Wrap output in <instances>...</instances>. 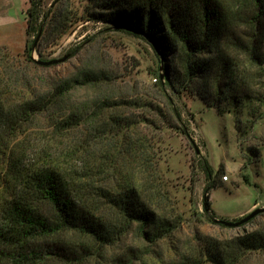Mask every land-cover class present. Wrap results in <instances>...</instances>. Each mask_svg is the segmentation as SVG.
I'll return each instance as SVG.
<instances>
[{
  "label": "trees",
  "instance_id": "obj_1",
  "mask_svg": "<svg viewBox=\"0 0 264 264\" xmlns=\"http://www.w3.org/2000/svg\"><path fill=\"white\" fill-rule=\"evenodd\" d=\"M47 2L30 0L27 9V32L36 41L51 33L58 45L82 22H114L157 43L178 93L198 80L212 81L209 96L231 100L235 108L249 103L240 69L221 49L231 35L251 63L264 65V0H80L94 4L93 10L71 8V0H53L49 8ZM235 21L249 30L235 35ZM15 65L1 58L0 258L10 264H103L132 230L152 248L172 238L180 223L158 181L153 147L140 137L138 122L123 114L133 101L111 90L112 75L93 67V54L54 82L37 72L48 67L32 48ZM78 88L92 91L85 104L72 98ZM125 153L136 166L126 174L115 166ZM205 209L210 212L208 200ZM263 249L264 234L256 232L223 240L199 233L181 264H235ZM134 262L120 253L104 264Z\"/></svg>",
  "mask_w": 264,
  "mask_h": 264
},
{
  "label": "rangeland",
  "instance_id": "obj_2",
  "mask_svg": "<svg viewBox=\"0 0 264 264\" xmlns=\"http://www.w3.org/2000/svg\"><path fill=\"white\" fill-rule=\"evenodd\" d=\"M29 6L30 0H0V61L4 56L16 67L29 48L40 60L68 55L64 61L37 71L54 82L75 72L93 54V67L112 75L111 90L133 101L123 114L138 122L140 137L152 145L158 181L167 190L174 217L180 223L172 238L153 248L132 230L121 246L110 251L113 259L124 253L135 259L134 264H181L198 244L199 233L217 240L247 232L264 234V211L237 226L216 221L237 222L264 207V65L251 63L232 35L221 44L240 69L242 90L250 97L249 103L235 108L231 100L218 101L215 95L209 96L214 91L212 81L198 80L176 92L166 74L168 62L157 54V43L114 22H82L58 45L52 42L51 33L36 41L37 37L27 32ZM86 7L93 10L95 6L71 0V8ZM231 29L237 36L249 30L240 21H235ZM91 96L90 89L78 88L72 98L85 104ZM122 136L123 132L120 139ZM73 163L78 168L83 164L79 159ZM115 166L124 174L136 167L128 153L121 154ZM206 167L211 169V176ZM206 200L210 202L209 213ZM153 249L160 259L151 253ZM0 264L10 263L0 258ZM235 264H264V249L243 254Z\"/></svg>",
  "mask_w": 264,
  "mask_h": 264
},
{
  "label": "water",
  "instance_id": "obj_3",
  "mask_svg": "<svg viewBox=\"0 0 264 264\" xmlns=\"http://www.w3.org/2000/svg\"><path fill=\"white\" fill-rule=\"evenodd\" d=\"M67 57H68V55H66L65 57L59 58V59H51V60L36 59V60L40 64L50 65V64H54V63H58V62L64 61ZM263 211H264V207L257 208V209H255L254 211H252L251 213H249L248 215H246L245 217H243L242 219H240L237 222L227 221V220H223V219H216V221L220 222V223H224V224L230 225V226H237V225H240L242 223H245V222L249 221L250 219L255 217L257 214H260Z\"/></svg>",
  "mask_w": 264,
  "mask_h": 264
}]
</instances>
